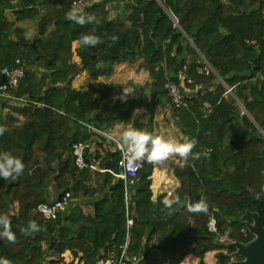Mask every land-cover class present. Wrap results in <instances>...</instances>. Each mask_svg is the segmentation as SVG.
Segmentation results:
<instances>
[{"label":"trees","instance_id":"obj_1","mask_svg":"<svg viewBox=\"0 0 264 264\" xmlns=\"http://www.w3.org/2000/svg\"><path fill=\"white\" fill-rule=\"evenodd\" d=\"M72 1L0 0V71L17 57L27 67L13 91L26 101H0V111L11 108L25 116L17 124L9 110L0 114V127L6 129L0 135V152L8 151L25 165L15 180L0 178V215L8 217L15 236L14 241L0 237V258L9 264H59L70 250L78 264H96L105 259L110 245L122 242L127 208L133 218L130 251L142 256L140 264H179L189 254L203 264L207 252L218 263L228 262L222 249L233 251L230 241L254 238L240 231L252 222L250 212L258 214L264 227V0H126L129 12L124 18H109L98 3H91L80 11L96 19L84 25L68 18ZM9 9L14 10L12 21L5 13ZM16 22L36 24L38 34L25 39ZM84 33L99 35L103 42L81 46ZM73 53L80 65L72 60ZM139 58L138 68L150 79L136 87L139 97L148 89L151 101L169 102L164 84L168 79L180 83L177 73L182 69L184 84L199 86L185 94L184 106L170 107L181 139L197 141L172 169L178 185L167 198L180 201L173 208L161 203L164 194L152 199L153 163L143 161L125 202L122 180L107 171L115 169L118 152L100 160L98 168L104 171L77 169L73 162L71 145L80 139L77 131L71 134L67 121L76 125L78 116L92 111L97 102L88 91L58 84L83 70L92 78L107 77L112 64ZM34 69L42 70L41 75ZM47 78L51 86L45 88ZM65 191L71 192L69 206L46 221L36 206ZM81 196L92 205L91 214L72 202ZM201 199L214 212L217 233L207 231L206 211L191 210ZM15 201L18 208L13 211ZM178 206L182 208L172 214ZM33 222L39 231L27 230ZM222 236L230 241L220 240ZM52 249L59 259L49 257Z\"/></svg>","mask_w":264,"mask_h":264},{"label":"crops","instance_id":"obj_2","mask_svg":"<svg viewBox=\"0 0 264 264\" xmlns=\"http://www.w3.org/2000/svg\"><path fill=\"white\" fill-rule=\"evenodd\" d=\"M73 61L80 65L78 60ZM140 61L141 58L135 63L120 62L112 64L111 71L107 77L98 76L97 78H92L86 70H83L71 78L69 82L63 81L58 84V86L64 89L69 88L75 91L94 92V95L92 93L91 95L97 104L92 111L82 112V116H78L76 125L70 121H67V123L69 124V129L71 128V134L77 131L79 141L85 139L90 142V147L86 150L85 155L86 160L88 159L89 163L97 167L95 170L104 171L105 169L98 168L100 160L108 153L118 152L117 147L115 149L116 144L107 139L110 133L118 132L128 126L147 130L152 135L155 134L158 128L162 129L164 111L169 112L166 108V105L169 106V103L167 102V104L166 101H161V103L157 100L151 101L148 89H145L139 97L136 87L144 85V83L150 80L147 72L138 68ZM35 70L37 75L40 76L42 70L34 69V72ZM49 86L51 84L49 78H47L45 88ZM198 87L195 86L194 89H191L185 85L183 89L185 94H191ZM127 93L131 95L127 96ZM132 93H135L136 96L132 97ZM121 97L130 98V100L126 99L127 101L125 102V100L120 99ZM0 101H2L1 98ZM7 103L12 104V102ZM10 109L3 108L0 114L4 116L9 110L14 119L17 120V124L25 120V116L20 111H16L15 109L11 111ZM71 118L75 119L72 116ZM111 147H114V149ZM164 161L165 163L153 162L150 176V189L153 200L160 194H164V198L171 195V193L167 195V192H171L178 185L172 174V169L180 161L176 160L173 164L168 159ZM50 192L52 193V191ZM53 197V194H51L50 198ZM17 202L15 201L13 204L14 211L18 208ZM72 202L78 203L80 208L82 204H90L84 196L72 199ZM96 264L104 263L103 261H98Z\"/></svg>","mask_w":264,"mask_h":264},{"label":"built area","instance_id":"obj_3","mask_svg":"<svg viewBox=\"0 0 264 264\" xmlns=\"http://www.w3.org/2000/svg\"><path fill=\"white\" fill-rule=\"evenodd\" d=\"M75 3V2H73ZM23 58L17 57L12 64L4 66L0 71V77L3 76V82L0 83V98L6 99L7 102L12 101H26L23 97H18L13 94V91L17 90L22 79L25 76L27 67ZM184 69L178 71L177 79L180 83L173 80H166L164 84V90L169 103L174 108H180L185 104V92L183 89L184 84ZM207 73V70H205ZM187 83L191 82L190 79L185 80ZM31 102V101H29ZM33 105L40 107L43 104L40 102H31ZM90 142L88 140L76 141L71 145V152L73 156V162L77 169L90 168L97 169L96 166L89 163L86 160V150L89 149ZM117 147L118 158L116 159L115 169H107V171L113 176L114 179L122 180L124 187L125 202L127 199V187L133 183L138 171L142 168L143 161L133 162L125 160L122 150ZM210 150V149H209ZM171 192L168 191L169 195ZM71 192L65 191L59 198L51 199L47 202L39 203L36 206L37 211L46 221L56 219L59 214L65 211L71 202ZM133 225V218L129 215L127 208L125 209V234L120 244H112L105 251L104 264H140L142 256L130 251V234L131 227ZM206 229L209 233H217V222L214 212L210 211L207 214L205 223ZM149 226H146L144 231H148ZM245 234L246 229H241Z\"/></svg>","mask_w":264,"mask_h":264},{"label":"clouds","instance_id":"obj_4","mask_svg":"<svg viewBox=\"0 0 264 264\" xmlns=\"http://www.w3.org/2000/svg\"><path fill=\"white\" fill-rule=\"evenodd\" d=\"M68 18L76 24L84 25L95 21V16L90 13H85L77 9L70 10ZM115 41L117 37H110ZM99 35L94 33L81 34L79 43L84 47H95L102 43ZM6 129L0 127V135ZM107 139L114 142L124 154L125 160L140 162L146 160L149 163L160 162L173 154H178L182 158H187L191 154V150L196 145L195 138L184 136L182 140L175 138H166L161 135H152L144 129L128 126L118 132L110 133ZM25 165L18 157L11 155L8 151L0 152V178L7 180L12 178L15 180L24 171ZM161 203L166 208H173L179 205V197L163 198ZM192 211L203 212L207 210V203L201 199L196 202ZM0 237H6L9 241H14L15 236L10 230V221L6 215H0ZM28 231H39L40 226L36 223L29 225ZM0 264H9L8 260L0 258Z\"/></svg>","mask_w":264,"mask_h":264},{"label":"rangeland","instance_id":"obj_5","mask_svg":"<svg viewBox=\"0 0 264 264\" xmlns=\"http://www.w3.org/2000/svg\"><path fill=\"white\" fill-rule=\"evenodd\" d=\"M125 1L126 0H74V1L71 2V5H72V9H77V10L80 11L86 5H89L91 3H98L99 4V8H102L104 11H107V14H108L109 18H115L117 15H119L120 18H124L126 16V14L129 12V8L124 6V2ZM73 2H75V3H73ZM13 11L14 10L9 9V10H7L5 12L6 13V17L9 20H11V21L13 20ZM118 12H119V14H116ZM16 23H17L18 26H20V27H18L19 29H21V33L20 34L25 39H32L36 34H38V31H37V28H36V24H34V23H32V24H28V23L27 24H23V23H20V22H16ZM74 47H75V42H72L71 43V48L73 49ZM72 59L73 60H78V57L76 56L75 53L72 54ZM78 62H79V60H78ZM183 86H185V85L183 84ZM91 93H92V95H94L93 91H91ZM130 95H131L130 93H127V96H130ZM134 96H136L135 93H132V97H134ZM120 99L121 100H125V102L127 100H130V98H126V97H121ZM133 101H134V99H133ZM137 103H138V99H137ZM166 103H167V101H166ZM198 103H199V101L196 102L197 105H198ZM237 103H238L239 109L241 111H244L241 103L239 101H237ZM168 107H171L170 103H169V106L166 105V108L169 110V112L168 111H164V119H163L162 129L158 128L154 135H161V136H164L166 138H175L177 140H182L181 139V135H182L181 131L176 126L174 121H172L173 119L171 118L172 116L170 114V111L172 112V110L170 108H168ZM251 121L257 127V129L261 132L260 128L256 125V123L253 120H251ZM262 135L264 136L263 133H262ZM111 148L114 149V147H111ZM115 149H116V145H115ZM207 150L209 151V148ZM167 159H168V161H171L170 163H172V164L174 162H176V160H178V161L183 160V158L180 157L178 154H173L170 157H168ZM160 163H165V161L164 160L160 161ZM168 173H169V170H168ZM173 190L174 189L171 190V194L173 193ZM70 191H71V189H70ZM51 194L52 193L50 192V196H51ZM81 208H82L83 212L86 213V214L87 213L91 214L92 211H93V207H92L91 204H82ZM208 212H210V211L206 210L205 214L207 215ZM47 236H48V234H47ZM219 239L223 240L225 242H229L230 241V239H227L225 236H222ZM45 246H46V244L44 243L43 247H45ZM49 257L53 258V259H59V257L57 256L55 250H53V249L50 250ZM186 259H188V260H186ZM62 260H63V262H60L59 264H78L77 263V257L75 255L73 256V254L71 253L70 250H66L62 254ZM185 262H187V263H185ZM198 262H199V257L195 256L194 254H189V255H186L184 257V259L179 264H197ZM203 264H219V263L217 262L215 254H213V252H207L204 255V257H203Z\"/></svg>","mask_w":264,"mask_h":264},{"label":"water","instance_id":"obj_6","mask_svg":"<svg viewBox=\"0 0 264 264\" xmlns=\"http://www.w3.org/2000/svg\"><path fill=\"white\" fill-rule=\"evenodd\" d=\"M3 76L0 77V83L3 82ZM230 89L228 88V91ZM261 201L264 203V196H260ZM190 200V199H188ZM182 206H178L172 210V214L179 211ZM249 216L252 218V222H246V227L249 232L254 235V238L247 243H241L233 241L230 245L236 248L235 255L243 257L239 261H231L228 264H264V227L261 224L259 216L255 212H250ZM160 218H166L165 215H160ZM169 219L172 216L167 217Z\"/></svg>","mask_w":264,"mask_h":264},{"label":"flooded vegetation","instance_id":"obj_7","mask_svg":"<svg viewBox=\"0 0 264 264\" xmlns=\"http://www.w3.org/2000/svg\"><path fill=\"white\" fill-rule=\"evenodd\" d=\"M242 229V228H241ZM244 229H246V232H245V234L244 235H246L247 234V231L249 232V230H248V228L247 227H245ZM241 231V230H240ZM242 232V231H241ZM233 241H237V242H241V241H239V240H232V241H230L229 243H231V242H233ZM241 243H246V242H241ZM222 251L224 252V253H227L228 254V256H229V261L228 262H226V263H224V264H228L229 262H231V261H239V260H242L243 259V257L242 256H240V255H235L234 253H235V251H236V248H234V250L233 251H231V252H226V249H222ZM219 264H223V263H219Z\"/></svg>","mask_w":264,"mask_h":264}]
</instances>
